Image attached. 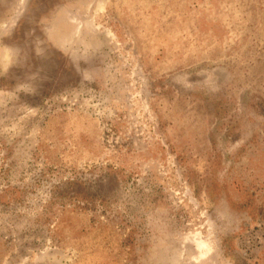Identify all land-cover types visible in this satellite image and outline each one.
Returning <instances> with one entry per match:
<instances>
[{"label":"rangeland","instance_id":"1","mask_svg":"<svg viewBox=\"0 0 264 264\" xmlns=\"http://www.w3.org/2000/svg\"><path fill=\"white\" fill-rule=\"evenodd\" d=\"M0 264H264V0H0Z\"/></svg>","mask_w":264,"mask_h":264},{"label":"bare ground","instance_id":"2","mask_svg":"<svg viewBox=\"0 0 264 264\" xmlns=\"http://www.w3.org/2000/svg\"><path fill=\"white\" fill-rule=\"evenodd\" d=\"M211 229V228H210ZM195 234V233H194ZM197 234V233H196ZM195 234V235H196ZM199 235V234H198ZM206 236V235H205ZM205 236H204V238H205ZM201 237H203V236H201ZM199 238V239H198ZM190 239H192L193 240V238H190ZM195 239H197L198 240V244H199V247L200 248H202L203 249V255H207V253H208V247H207V245H208V243L206 244V242L203 240V239H200V237H195ZM210 241V240H209ZM191 243H193V242H191ZM195 244V243H194ZM197 244V245H198ZM213 247V246H212ZM202 253V252H201ZM209 253H211V252H209ZM198 254V253H197ZM198 256V255H197Z\"/></svg>","mask_w":264,"mask_h":264}]
</instances>
